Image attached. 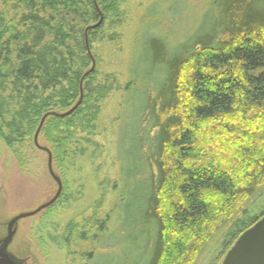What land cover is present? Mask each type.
I'll list each match as a JSON object with an SVG mask.
<instances>
[{"label":"trees","instance_id":"trees-1","mask_svg":"<svg viewBox=\"0 0 264 264\" xmlns=\"http://www.w3.org/2000/svg\"><path fill=\"white\" fill-rule=\"evenodd\" d=\"M201 1L176 35L181 0H0V140L24 172L43 116L83 93L39 136L58 264H195L264 197V0Z\"/></svg>","mask_w":264,"mask_h":264},{"label":"rangeland","instance_id":"rangeland-1","mask_svg":"<svg viewBox=\"0 0 264 264\" xmlns=\"http://www.w3.org/2000/svg\"><path fill=\"white\" fill-rule=\"evenodd\" d=\"M201 3V0H181L179 6H173L174 8H172L175 13L173 17L167 18L170 20V22L166 23L168 29L171 27L176 35H179L184 30L187 32L193 30L197 21H195L196 19L194 17H192L193 19L189 17L190 14L188 11L184 12L183 10L186 5L189 6V9L196 10V8L201 7ZM192 10L190 11L193 13L194 11ZM125 13L127 14L126 19L128 20V7ZM101 20L103 21V18ZM126 34L128 35V33ZM101 46H95L94 53L96 55L101 56ZM123 52L122 55L128 52V46L125 44ZM103 56V59L101 57V62L103 63L99 64L98 67L101 66L102 71H106L108 69L106 66L112 65L114 62L113 60H108L106 54H103ZM113 57L115 59L127 58L126 55H123V57H117V55L115 57L114 55ZM39 142L41 146L47 148L41 139H39ZM33 147L34 150L27 147L26 156L30 159V166L29 171L24 172L15 160L12 152L0 140V243L7 237L8 225L13 218L24 213L35 211L43 204L49 202L57 191V185L48 172L47 154L38 150L35 146ZM52 209L54 208H48L36 216L18 222L16 235L8 248V253L14 261L21 264H58L60 262V259L56 256L53 258L50 255L48 258L40 245L43 242L46 243L45 240L49 230L45 227L56 219L53 218L51 220L52 216H55L51 212ZM245 213L247 214L243 218L237 219L239 222H234V224L237 223L236 227L234 226L235 228L230 224L217 231L205 249L206 251H204L195 264H222L228 251L235 243L234 240L229 241L230 236L264 214V197H260L246 204ZM88 216L90 214L86 215L85 218ZM227 241L230 244L226 247L225 244ZM137 247H139V244ZM116 250L120 252V248ZM111 258V256L105 255V257H100L95 264H108ZM68 264L70 263L68 262Z\"/></svg>","mask_w":264,"mask_h":264},{"label":"water","instance_id":"water-1","mask_svg":"<svg viewBox=\"0 0 264 264\" xmlns=\"http://www.w3.org/2000/svg\"><path fill=\"white\" fill-rule=\"evenodd\" d=\"M101 22L89 29L97 28L101 24ZM88 52L90 54L89 49H88ZM94 69H95V62L93 63V67L91 71H93ZM82 94L83 93H81V99H82ZM81 99L78 102V104L74 108H72V110L66 113L60 114V113L50 112L44 115L43 118L41 119V122L34 136V145L38 150L43 151L47 154L48 172L51 178L54 180V182L57 185V191L49 202L43 204L42 206L37 208L35 211L30 212V213L21 214L11 220V222L8 225V235L0 243V264H21V263H17L16 261H14V259L8 253V248L11 245L16 235V231H17L16 226L18 222L23 219L36 216L40 212L50 208L59 200L62 194L63 184L60 178L57 176V174L54 171L53 155L48 148L41 146L39 142V136H40V132L47 118L69 116L70 114L73 113V111H75L79 107L81 103ZM222 264H264V217H262L257 223H255L252 227L247 229L245 232H243L239 236V238L235 241L234 245L228 251Z\"/></svg>","mask_w":264,"mask_h":264}]
</instances>
